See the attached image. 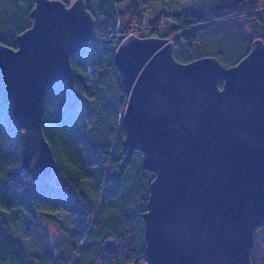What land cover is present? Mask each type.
<instances>
[{"label":"water","instance_id":"95a60500","mask_svg":"<svg viewBox=\"0 0 264 264\" xmlns=\"http://www.w3.org/2000/svg\"><path fill=\"white\" fill-rule=\"evenodd\" d=\"M34 2L17 47L0 42V99L35 182L57 165L43 129L48 88L64 81L77 94L73 55L98 32L84 0ZM173 49L163 36L120 34L113 58L128 95L126 158L140 150L155 174L141 213L145 251L152 264H253L264 225V40L230 66L214 55L183 62Z\"/></svg>","mask_w":264,"mask_h":264},{"label":"trees","instance_id":"16d2710c","mask_svg":"<svg viewBox=\"0 0 264 264\" xmlns=\"http://www.w3.org/2000/svg\"><path fill=\"white\" fill-rule=\"evenodd\" d=\"M62 1L71 5L75 0ZM84 1L101 34L88 50H82L81 57L72 58L77 94L64 81L48 88L43 129L57 162L50 177L34 182L23 169L21 137L11 121V104L0 99V264H152L145 251L141 213L155 174L141 166L140 150L126 158L123 127L118 133L108 127L107 142L94 135L90 138L84 132L78 100L83 96L98 101L107 91H119L127 103L113 63L120 34L163 36L173 41V54L180 61L214 55L227 66L243 58L255 38L264 40V6L257 0H192L172 14L170 24L165 8L143 17L140 0ZM34 5V0H0V42L17 47V36L33 23ZM96 101L99 117L107 125ZM57 174L62 185L55 183ZM70 184L75 189L72 196ZM15 209L32 218L44 215L61 228L58 212H66L73 222L69 238L58 240L56 248L47 244L43 251L28 250L2 212ZM86 235L89 240L80 244ZM107 239L114 241L110 250L105 247ZM252 261L264 264V225L256 229Z\"/></svg>","mask_w":264,"mask_h":264},{"label":"rangeland","instance_id":"374dc122","mask_svg":"<svg viewBox=\"0 0 264 264\" xmlns=\"http://www.w3.org/2000/svg\"><path fill=\"white\" fill-rule=\"evenodd\" d=\"M127 1L128 0H126V2ZM191 1L192 0H140L141 13L143 17L149 18L153 15H156L160 9L165 8L170 12V16L166 19V23L170 24L174 19L172 14L185 7ZM257 1L260 6H264V0ZM99 34H101V32H99ZM90 46L91 42H88L84 47V50H88ZM83 54L84 53L80 51L75 53L73 57L79 58ZM89 78L92 82V76ZM95 101L96 99L93 102ZM93 102L87 101L83 96H81L77 103V108L79 109L82 116L84 132L90 138H94V135L107 142L106 137L108 134V127H110V129H115L117 133L121 130L126 108L124 95L119 91H114V93L107 91L103 98H100L98 101H96L99 111L105 115L107 125L99 117L97 106ZM104 102L107 103L105 104ZM108 150L112 152L113 147L109 146ZM99 207L100 204L98 203V208ZM2 212L6 218L10 220L15 234L23 240L26 248L30 251H43L47 244H50L56 248L58 240H67L69 238L70 229L72 231L73 227V222L70 215L62 210L58 212L59 217H61L63 221L62 228L59 223L41 214H38L36 218H32L28 214L24 213L21 209H15L12 211V213L5 210H2ZM88 237L89 235H86L80 244H83L87 239L89 240ZM86 251L84 252L85 259L87 257Z\"/></svg>","mask_w":264,"mask_h":264},{"label":"flooded vegetation","instance_id":"af4514ba","mask_svg":"<svg viewBox=\"0 0 264 264\" xmlns=\"http://www.w3.org/2000/svg\"><path fill=\"white\" fill-rule=\"evenodd\" d=\"M75 194V189L73 188V186L70 184V195H74ZM146 209V208H145Z\"/></svg>","mask_w":264,"mask_h":264}]
</instances>
